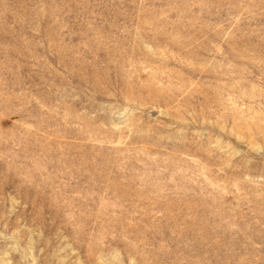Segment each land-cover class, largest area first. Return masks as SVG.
Instances as JSON below:
<instances>
[{
	"label": "rangeland",
	"instance_id": "374dc122",
	"mask_svg": "<svg viewBox=\"0 0 264 264\" xmlns=\"http://www.w3.org/2000/svg\"><path fill=\"white\" fill-rule=\"evenodd\" d=\"M0 264H264V0H0Z\"/></svg>",
	"mask_w": 264,
	"mask_h": 264
}]
</instances>
